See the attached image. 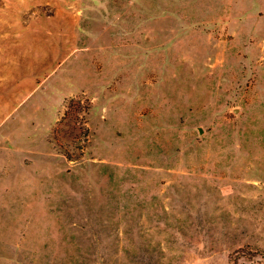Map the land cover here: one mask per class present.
Masks as SVG:
<instances>
[{
	"label": "rangeland",
	"instance_id": "obj_1",
	"mask_svg": "<svg viewBox=\"0 0 264 264\" xmlns=\"http://www.w3.org/2000/svg\"><path fill=\"white\" fill-rule=\"evenodd\" d=\"M4 264H264V0H0Z\"/></svg>",
	"mask_w": 264,
	"mask_h": 264
},
{
	"label": "crops",
	"instance_id": "obj_2",
	"mask_svg": "<svg viewBox=\"0 0 264 264\" xmlns=\"http://www.w3.org/2000/svg\"><path fill=\"white\" fill-rule=\"evenodd\" d=\"M11 213V212H10ZM6 221V229L13 231L14 222L17 220L14 218L13 214H0V235L4 232V224L2 222ZM0 264H4L1 262Z\"/></svg>",
	"mask_w": 264,
	"mask_h": 264
}]
</instances>
